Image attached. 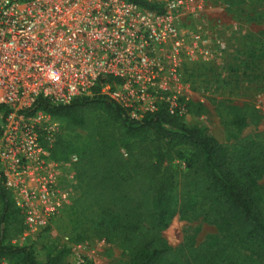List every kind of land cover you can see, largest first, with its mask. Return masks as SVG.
Returning <instances> with one entry per match:
<instances>
[{
  "label": "trees",
  "instance_id": "obj_1",
  "mask_svg": "<svg viewBox=\"0 0 264 264\" xmlns=\"http://www.w3.org/2000/svg\"><path fill=\"white\" fill-rule=\"evenodd\" d=\"M129 1L146 10H162L147 0ZM223 1L228 7L239 3ZM210 66L193 64L186 69L200 73ZM210 102L230 136L260 118L251 103L232 105L213 98ZM185 107L195 117L204 112L201 102L188 100ZM39 110L59 124L51 140L40 136L49 156L60 162H69L72 155L77 158L71 162L76 194L65 209L84 230L73 241L96 239L115 245L129 255L130 264H264L262 134L239 140L230 149L163 104L133 119L126 109L100 94L99 85L91 96L64 105L37 98L25 113ZM168 159L182 160L183 168H174ZM176 210L182 216L218 224L226 236L196 246L185 240L170 246L162 230ZM24 228L20 210L0 183V258L13 264H66L68 242L55 240L51 251L39 260L31 245L13 242Z\"/></svg>",
  "mask_w": 264,
  "mask_h": 264
},
{
  "label": "built area",
  "instance_id": "obj_2",
  "mask_svg": "<svg viewBox=\"0 0 264 264\" xmlns=\"http://www.w3.org/2000/svg\"><path fill=\"white\" fill-rule=\"evenodd\" d=\"M147 1L162 10L129 0H0V183L23 216L20 238L49 226L76 194V156L55 161L40 142L58 122L25 113L37 98L64 105L99 85L133 119L161 104L185 117L186 68L223 59L201 19L204 0ZM89 242H68L66 264H87Z\"/></svg>",
  "mask_w": 264,
  "mask_h": 264
},
{
  "label": "rangeland",
  "instance_id": "obj_3",
  "mask_svg": "<svg viewBox=\"0 0 264 264\" xmlns=\"http://www.w3.org/2000/svg\"><path fill=\"white\" fill-rule=\"evenodd\" d=\"M201 19L207 31L221 41L224 56L220 62L211 64L207 71L197 73L188 69L184 73L188 98L201 102L204 108L199 117L187 115L184 121L233 149L237 141L254 133L264 136V0H239L231 7L223 0H204ZM212 98L232 105L254 104L260 118L248 121L240 132L230 136L210 102ZM168 162L174 168L184 166L179 159H168ZM262 181L263 177L259 179L260 183ZM83 230L84 226L73 223L68 209H63L51 220L48 230L13 241L18 245H31L36 257L43 260L55 240L59 242L67 236L73 238L72 241L68 240L69 243H78L73 240L81 236ZM162 236L172 247L184 240L196 246L211 238L226 236V232L216 223L204 221L202 217L182 216L176 210L165 223ZM231 239L236 242L235 237ZM241 251L247 257L254 258L250 251L243 248ZM84 254L91 264H130L129 255L119 247L96 240L89 242Z\"/></svg>",
  "mask_w": 264,
  "mask_h": 264
},
{
  "label": "crops",
  "instance_id": "obj_4",
  "mask_svg": "<svg viewBox=\"0 0 264 264\" xmlns=\"http://www.w3.org/2000/svg\"><path fill=\"white\" fill-rule=\"evenodd\" d=\"M95 240H96V239H92V240H90V241L92 242V241H95ZM96 241H97V240H96Z\"/></svg>",
  "mask_w": 264,
  "mask_h": 264
}]
</instances>
